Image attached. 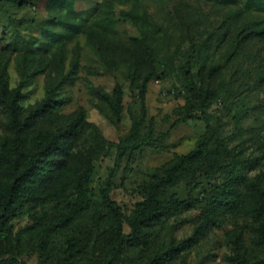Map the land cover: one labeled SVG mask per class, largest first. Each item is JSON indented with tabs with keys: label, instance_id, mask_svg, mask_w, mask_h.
I'll return each mask as SVG.
<instances>
[{
	"label": "rangeland",
	"instance_id": "rangeland-1",
	"mask_svg": "<svg viewBox=\"0 0 264 264\" xmlns=\"http://www.w3.org/2000/svg\"><path fill=\"white\" fill-rule=\"evenodd\" d=\"M186 69L201 100L184 87ZM20 83L21 118L51 85L61 84L63 105L24 134L37 164L30 196L6 223L0 261L264 264V0H7L0 84L11 91ZM115 85L119 123L97 97H112ZM0 146L21 171L2 105ZM182 158L159 200H184L190 186V207L161 214L137 245L108 259L113 225L101 192L110 190L128 238L136 204ZM10 181L0 164V194Z\"/></svg>",
	"mask_w": 264,
	"mask_h": 264
},
{
	"label": "trees",
	"instance_id": "trees-1",
	"mask_svg": "<svg viewBox=\"0 0 264 264\" xmlns=\"http://www.w3.org/2000/svg\"><path fill=\"white\" fill-rule=\"evenodd\" d=\"M6 1L7 0H0V7H4L6 5ZM11 1L29 2L30 0ZM153 75V73H148L139 85V98L141 101H143L146 94L147 83ZM136 78L137 75L133 72L131 74V87H133V83ZM60 85L61 84H55L49 86L46 89L45 95L41 101L29 110L26 116L21 118L19 102L23 98V94L21 93L23 88L22 83H20L16 89L11 91H8L4 84H0V105L4 106L8 117L9 129L13 136V147L19 156L23 157L25 161L24 168L17 172V162L11 157V154L7 150L0 146V164L5 165L10 169L11 175V181L6 185L0 194V242L4 241L8 237L6 223L14 217H17L23 207V201L30 196L29 183L35 174L37 164L36 158L31 153L27 152L25 148L24 134L33 127L35 122L43 119L63 105L62 99L57 98ZM184 87L188 94L198 100H201V94H199L196 89L190 69H186L184 71ZM97 97L111 108L115 122L119 123L121 119L123 100V92L120 86L115 85L112 97L103 92H97ZM74 126H76V122L68 126V128L60 134V136L66 137L72 132ZM54 142H56V139L53 137L49 143L54 144ZM124 152L125 148L121 147L118 158H121L124 155ZM194 157H196V155H194ZM186 161L187 159L185 158L180 159L176 165H173L165 170L163 176L155 177V182L149 188L145 200L139 202L135 206L132 218L128 223L131 229V234L128 238H126L122 233L123 217L119 207L110 199V190L105 189L101 192L102 205L110 215L113 225L109 241L108 259H113L119 252H121L124 246L137 245L141 241L140 234L143 229L161 214L181 212L190 207L193 199L190 186H186L187 196L184 200H181L177 195H172L164 205H162L159 200L165 188L175 182L177 172L185 166ZM199 175L201 174L199 173ZM256 191L258 190L256 189ZM53 229L54 227L46 228L43 234L44 238L47 237ZM76 245L77 244L74 240L68 241L67 251L69 254L75 251ZM0 264L21 263H14L6 260L3 262L0 261Z\"/></svg>",
	"mask_w": 264,
	"mask_h": 264
}]
</instances>
